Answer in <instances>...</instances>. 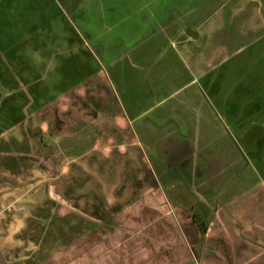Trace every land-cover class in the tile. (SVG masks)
Listing matches in <instances>:
<instances>
[{
  "label": "crops",
  "instance_id": "obj_1",
  "mask_svg": "<svg viewBox=\"0 0 264 264\" xmlns=\"http://www.w3.org/2000/svg\"><path fill=\"white\" fill-rule=\"evenodd\" d=\"M9 1L5 263L264 264V0Z\"/></svg>",
  "mask_w": 264,
  "mask_h": 264
},
{
  "label": "rangeland",
  "instance_id": "obj_2",
  "mask_svg": "<svg viewBox=\"0 0 264 264\" xmlns=\"http://www.w3.org/2000/svg\"><path fill=\"white\" fill-rule=\"evenodd\" d=\"M42 0H10L9 2H13L14 4L11 5V7H13L14 9H16V11H18V18L19 19H26L28 20V17H31L32 20H38V14H39V9H33V8H28L27 6H33L34 8H36L35 5H38L39 2H41ZM83 1V2H82ZM82 7H80L79 11H81L83 14H85L86 16H88V18L92 19L93 22L91 23V26L93 29H95V27L99 26L98 22H96L97 17L100 15H103V12L105 11L104 8L102 7H98L100 4V0L99 1H95V0H82ZM138 3H146L149 0H137ZM158 2V4H165V3H170L169 0H156ZM116 3L117 0H115ZM8 5L5 2V0H0V11L3 10L2 8H6ZM153 5V4H152ZM9 16V15H8ZM14 18V17H13ZM18 18L15 17L14 22L16 23L18 21ZM1 21H7V14H2V16L0 17V22ZM37 24V23H36ZM145 29L148 28V25L144 26ZM2 30V29H0ZM1 32V31H0ZM1 42V39H0ZM20 57H18L17 62L20 64V60H22L21 58L23 57L25 60H29L30 56H29V52L25 51V48L23 49V46L18 48ZM15 99L17 100L18 97H15ZM2 250V249H1ZM0 250V251H1ZM2 256V252H0V264H6L5 261L3 260V258H1Z\"/></svg>",
  "mask_w": 264,
  "mask_h": 264
}]
</instances>
